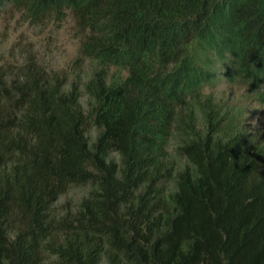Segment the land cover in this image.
<instances>
[{
    "label": "trees",
    "instance_id": "trees-1",
    "mask_svg": "<svg viewBox=\"0 0 264 264\" xmlns=\"http://www.w3.org/2000/svg\"><path fill=\"white\" fill-rule=\"evenodd\" d=\"M4 10L70 13L87 69L0 68V264H264V124L204 90L221 64L264 114V0Z\"/></svg>",
    "mask_w": 264,
    "mask_h": 264
},
{
    "label": "rangeland",
    "instance_id": "rangeland-1",
    "mask_svg": "<svg viewBox=\"0 0 264 264\" xmlns=\"http://www.w3.org/2000/svg\"><path fill=\"white\" fill-rule=\"evenodd\" d=\"M86 33L79 28L74 17L67 13L59 22L33 24L15 10L0 12V68L14 70L29 60L47 70L65 71L71 76L73 68L79 72L87 69L84 62L77 66L80 40ZM222 64L228 65V60ZM76 65V67H74ZM217 75L211 85L205 86L217 98H224L247 109L252 124H264V114L258 103L251 99L246 88L235 81H229L222 73V65L216 64ZM114 71V67L111 68ZM121 72L124 73L123 70ZM85 186L71 188L56 201V209L74 205L85 193Z\"/></svg>",
    "mask_w": 264,
    "mask_h": 264
}]
</instances>
